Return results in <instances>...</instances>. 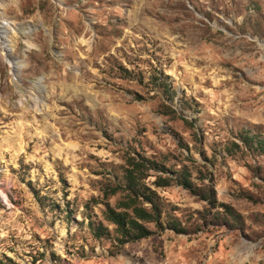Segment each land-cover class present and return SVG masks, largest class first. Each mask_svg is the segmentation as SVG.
Returning <instances> with one entry per match:
<instances>
[{
    "label": "rangeland",
    "instance_id": "rangeland-1",
    "mask_svg": "<svg viewBox=\"0 0 264 264\" xmlns=\"http://www.w3.org/2000/svg\"><path fill=\"white\" fill-rule=\"evenodd\" d=\"M0 17V264H264V155L238 140L264 139V0H0ZM136 155L217 207L150 171L187 233L120 244L101 190Z\"/></svg>",
    "mask_w": 264,
    "mask_h": 264
},
{
    "label": "trees",
    "instance_id": "trees-1",
    "mask_svg": "<svg viewBox=\"0 0 264 264\" xmlns=\"http://www.w3.org/2000/svg\"><path fill=\"white\" fill-rule=\"evenodd\" d=\"M244 134V135H243ZM243 148L250 153L264 155V139L257 134L242 133L238 139ZM240 149L239 146H236ZM228 153L232 154L234 150L227 148ZM150 171L157 176L152 182L156 188H165L170 183H175L194 196H199L212 208L217 207L215 191L210 185L202 188H196L191 183L186 171L171 172L160 162L136 155L129 157L125 161L121 175L113 176L109 183L102 188L105 199L113 196H121L117 202L116 208L105 206L102 215L106 222L114 226V232L120 244L136 242L150 237L153 232L146 225H152L158 231L165 229L171 230L177 234H186V230L181 228L177 221L163 222V207L160 198L151 190L146 180L150 177ZM224 213L232 221H237L238 216L234 211L221 205ZM89 228L96 239L108 237V228L102 224L89 223Z\"/></svg>",
    "mask_w": 264,
    "mask_h": 264
},
{
    "label": "bare ground",
    "instance_id": "bare-ground-1",
    "mask_svg": "<svg viewBox=\"0 0 264 264\" xmlns=\"http://www.w3.org/2000/svg\"><path fill=\"white\" fill-rule=\"evenodd\" d=\"M4 28H5V24L1 21V17H0V48L1 49H5L7 48L5 45V33H4Z\"/></svg>",
    "mask_w": 264,
    "mask_h": 264
}]
</instances>
